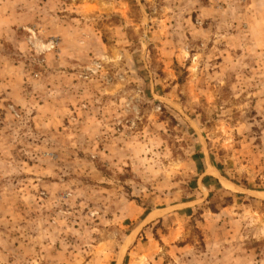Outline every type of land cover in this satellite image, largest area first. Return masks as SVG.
Segmentation results:
<instances>
[{"label": "rangeland", "instance_id": "obj_1", "mask_svg": "<svg viewBox=\"0 0 264 264\" xmlns=\"http://www.w3.org/2000/svg\"><path fill=\"white\" fill-rule=\"evenodd\" d=\"M0 264H264V0H0Z\"/></svg>", "mask_w": 264, "mask_h": 264}, {"label": "crops", "instance_id": "obj_2", "mask_svg": "<svg viewBox=\"0 0 264 264\" xmlns=\"http://www.w3.org/2000/svg\"><path fill=\"white\" fill-rule=\"evenodd\" d=\"M216 170H218L217 168H215Z\"/></svg>", "mask_w": 264, "mask_h": 264}]
</instances>
